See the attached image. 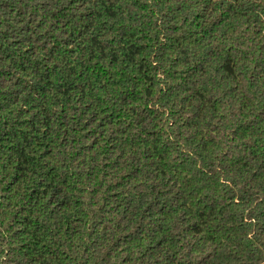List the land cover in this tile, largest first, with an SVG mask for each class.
Masks as SVG:
<instances>
[{"label": "trees", "instance_id": "16d2710c", "mask_svg": "<svg viewBox=\"0 0 264 264\" xmlns=\"http://www.w3.org/2000/svg\"><path fill=\"white\" fill-rule=\"evenodd\" d=\"M0 264H264V0H0Z\"/></svg>", "mask_w": 264, "mask_h": 264}]
</instances>
